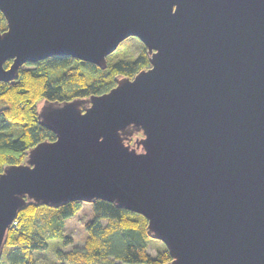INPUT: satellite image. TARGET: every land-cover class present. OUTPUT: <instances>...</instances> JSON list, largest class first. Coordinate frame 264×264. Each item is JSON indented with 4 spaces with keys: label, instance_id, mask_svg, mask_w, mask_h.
Here are the masks:
<instances>
[{
    "label": "water",
    "instance_id": "95a60500",
    "mask_svg": "<svg viewBox=\"0 0 264 264\" xmlns=\"http://www.w3.org/2000/svg\"><path fill=\"white\" fill-rule=\"evenodd\" d=\"M0 13V80L52 54L103 69L128 36L149 61L106 92L38 104L54 138L0 171V256L26 200L102 198L146 218L165 264H264V0H0Z\"/></svg>",
    "mask_w": 264,
    "mask_h": 264
},
{
    "label": "trees",
    "instance_id": "16d2710c",
    "mask_svg": "<svg viewBox=\"0 0 264 264\" xmlns=\"http://www.w3.org/2000/svg\"><path fill=\"white\" fill-rule=\"evenodd\" d=\"M5 26L0 13V29ZM127 38L141 44L140 54L134 59L113 60L107 55L106 67L101 69L70 55L52 54L21 64L16 79L0 80V171L5 164L23 161L27 149L36 142L54 138V133L37 119V106L44 98L64 100L97 95L115 85V75L133 76L139 68L149 65L142 42L133 36ZM10 60L4 61L3 66ZM140 135V132L132 134L130 142ZM80 202L69 200L52 206L26 200L17 210L15 223L8 227L0 264H45L36 260L34 251L45 249L49 237L61 238L62 244L72 241V236L63 232L64 219L80 207ZM91 203L94 215L84 224V248L70 252L57 248V259L69 264H165L169 261L170 254L163 243L154 254L148 252L149 240L153 238L146 233V218L141 214L102 198ZM103 218L105 224H101Z\"/></svg>",
    "mask_w": 264,
    "mask_h": 264
},
{
    "label": "rangeland",
    "instance_id": "374dc122",
    "mask_svg": "<svg viewBox=\"0 0 264 264\" xmlns=\"http://www.w3.org/2000/svg\"><path fill=\"white\" fill-rule=\"evenodd\" d=\"M141 44L134 38H127L121 41L115 50L108 54L110 59L116 60L119 58H136L140 54ZM92 203L81 201L80 207L70 217L64 219L63 232L66 235L72 236V241L68 244H62L61 238L49 237L47 239V247L45 249H39L34 251V255L37 257V261L45 264H69L66 260H59L55 256L57 248H61L63 251L70 252L71 250L82 251L84 248V240L86 238L85 223L93 217ZM16 220V219H15ZM106 219L101 220V224H105ZM162 247V242L156 239L149 240V246L147 248L150 254H154L156 250Z\"/></svg>",
    "mask_w": 264,
    "mask_h": 264
},
{
    "label": "flooded vegetation",
    "instance_id": "af4514ba",
    "mask_svg": "<svg viewBox=\"0 0 264 264\" xmlns=\"http://www.w3.org/2000/svg\"><path fill=\"white\" fill-rule=\"evenodd\" d=\"M144 46V45H143ZM149 66V65H148ZM147 65H145L144 67H148Z\"/></svg>",
    "mask_w": 264,
    "mask_h": 264
},
{
    "label": "built area",
    "instance_id": "2783aa9c",
    "mask_svg": "<svg viewBox=\"0 0 264 264\" xmlns=\"http://www.w3.org/2000/svg\"><path fill=\"white\" fill-rule=\"evenodd\" d=\"M15 222L13 221L11 224H14Z\"/></svg>",
    "mask_w": 264,
    "mask_h": 264
}]
</instances>
